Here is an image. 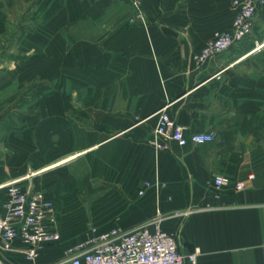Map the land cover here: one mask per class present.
I'll return each mask as SVG.
<instances>
[{"label": "crops", "instance_id": "obj_1", "mask_svg": "<svg viewBox=\"0 0 264 264\" xmlns=\"http://www.w3.org/2000/svg\"><path fill=\"white\" fill-rule=\"evenodd\" d=\"M144 8L146 24L129 22L127 0H0V184L58 165L40 167L52 159L44 146L51 121L67 142L58 161L79 153L64 162H99L100 170L93 165L71 178L90 177L91 193L116 198L121 217L160 219L181 252L200 248L199 264H264V6L249 36L203 62L193 56L231 27V0H146ZM19 22L21 34L12 36ZM14 37L24 62L13 59ZM45 71L54 88L75 97L33 96L29 113L23 106L14 113ZM73 102L77 118L67 113ZM163 106L186 136L214 132L216 139L157 150L151 141ZM14 115L35 121V129H15ZM93 121L101 129L89 128ZM218 174L246 188L218 189ZM42 182L32 183L40 189ZM6 199L0 188V214ZM5 256L31 264L17 250Z\"/></svg>", "mask_w": 264, "mask_h": 264}, {"label": "built area", "instance_id": "obj_2", "mask_svg": "<svg viewBox=\"0 0 264 264\" xmlns=\"http://www.w3.org/2000/svg\"><path fill=\"white\" fill-rule=\"evenodd\" d=\"M127 1L133 8L129 22L146 24V0ZM231 2L235 10L231 27L216 32L202 50L193 56L195 61L213 58L252 33L264 0ZM157 113L158 120L151 141L157 150L168 149L172 144H201L216 139L214 132H193L186 136L166 106ZM25 178L0 184V188L7 191L4 212L0 214V264H5L6 253L15 250L22 252L31 264H38L44 250L62 239L53 199L32 182L21 184ZM213 181L218 189L231 188L239 192L246 188L243 180L225 174L216 175ZM142 193L143 190L140 191ZM19 243L21 247L17 245ZM200 253L199 247L188 253L181 252L175 234L165 230L161 220L156 219L129 228L115 225L95 231L86 239L68 246L62 258L49 264H199Z\"/></svg>", "mask_w": 264, "mask_h": 264}, {"label": "rangeland", "instance_id": "obj_3", "mask_svg": "<svg viewBox=\"0 0 264 264\" xmlns=\"http://www.w3.org/2000/svg\"><path fill=\"white\" fill-rule=\"evenodd\" d=\"M22 24L21 22L17 23L16 26H13V35L19 36L21 34ZM13 48V59L16 61H26L29 57H22L17 51L20 50V38H13L11 42ZM52 73L45 71V77H39L33 81H31L26 89L23 90V93L18 101L12 107L13 112H17L19 106L24 107V111L27 113L30 112V108H33L32 105V97L40 96V97H51L54 93L58 91H62L64 96H73L75 97V90H70L67 88L56 89L53 85ZM39 84L40 88H35ZM23 100H28L27 103H22ZM25 101V102H26ZM31 102V104H28ZM70 107V106H69ZM67 108V113L72 115V117L77 118L78 112H76V108L78 106L74 105L73 109ZM80 108V106H79ZM68 123V122H67ZM66 123V124H67ZM87 123V122H82ZM89 128L93 129H101L102 125L93 121L92 124L87 123ZM51 121H45L44 127L46 135L44 136V146L47 153H51L52 159L45 160V163L40 166H47L51 163L58 161L59 159L65 157L67 153L65 152L64 144L67 143L64 141L65 138L63 136H58L56 133H53ZM13 127L23 128L26 130H33L36 127V122L30 119L26 121H20L15 117L13 119ZM63 128V127H62ZM35 140L34 143L31 142L32 138L30 137V146H36L37 138H33ZM32 149V147L30 148ZM72 165L74 167H72ZM93 165H96L95 168L99 169V162H93ZM92 164L91 166H85L80 163H73V161H67L62 164H58L55 167L43 171L37 175L31 176L30 171H26L23 175H20L16 178H12V180L25 178L21 183L27 184L33 182L34 180L43 178L41 186L39 188L42 191H46L49 196L53 199L56 210L59 218V227L62 232V239L51 246H48L44 252L42 257H40L38 264H49L51 262H55L64 256V252L66 248L70 245L76 244L79 241L86 239L90 234L95 231L105 230L115 225H122L125 228H129L132 226L142 225L147 222H141L137 217L133 219L131 217H121L117 212V209H113L118 200L114 198L112 201L107 202L105 197L101 196L100 193L92 194L91 189L92 186L90 177L78 176L77 179H72L71 174L79 171H86L90 169V171H95L96 169ZM76 166V167H75ZM93 166V167H92ZM40 169V168H39ZM39 169H33V171L38 172ZM30 173V174H29ZM34 173V172H33ZM31 176V177H30ZM95 181L99 182V178H93ZM50 186V187H49ZM5 264H9L5 261Z\"/></svg>", "mask_w": 264, "mask_h": 264}, {"label": "bare ground", "instance_id": "obj_4", "mask_svg": "<svg viewBox=\"0 0 264 264\" xmlns=\"http://www.w3.org/2000/svg\"><path fill=\"white\" fill-rule=\"evenodd\" d=\"M78 154H79V153H77V154H73V155H70L69 157H67V158H65V159H62V160H60V161H58V162H55V163H53V164H51V165L45 167L44 169L49 168V167H52V166H55L56 164H59V163H61V162H64V161L68 160L69 158H72V157H74V156H76V155H78Z\"/></svg>", "mask_w": 264, "mask_h": 264}]
</instances>
